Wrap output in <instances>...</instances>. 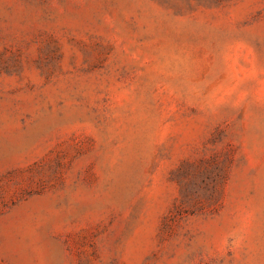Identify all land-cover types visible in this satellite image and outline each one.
<instances>
[{"label": "rangeland", "instance_id": "obj_1", "mask_svg": "<svg viewBox=\"0 0 264 264\" xmlns=\"http://www.w3.org/2000/svg\"><path fill=\"white\" fill-rule=\"evenodd\" d=\"M0 264H264V0H0Z\"/></svg>", "mask_w": 264, "mask_h": 264}]
</instances>
